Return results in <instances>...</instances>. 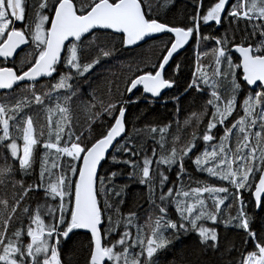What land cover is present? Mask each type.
Segmentation results:
<instances>
[{"label":"snow or ice","instance_id":"1","mask_svg":"<svg viewBox=\"0 0 264 264\" xmlns=\"http://www.w3.org/2000/svg\"><path fill=\"white\" fill-rule=\"evenodd\" d=\"M175 3L0 0V58L12 61L0 67V264H71L61 245L76 230L90 234L85 264H159L182 234L196 247L168 264H264V234L251 228L243 196L264 205V0H192L169 23ZM224 21L235 28L201 34L202 22ZM156 34L168 38L154 62L130 60L119 75L105 69L103 95L92 87L84 98L80 83L92 71ZM191 40L184 91L207 97L199 110L181 121L172 97L175 119L129 129L127 106L173 87L164 70ZM105 160L144 186L142 200L125 209L128 185L115 183L125 173H101ZM186 160L213 182L193 180ZM220 224L242 231L252 250L225 259L239 249L221 244Z\"/></svg>","mask_w":264,"mask_h":264},{"label":"trees","instance_id":"2","mask_svg":"<svg viewBox=\"0 0 264 264\" xmlns=\"http://www.w3.org/2000/svg\"><path fill=\"white\" fill-rule=\"evenodd\" d=\"M204 3L207 5L208 0H204ZM192 7V0H176L175 6L167 10V15L164 16V19L169 23H176L182 18L180 14L182 12L190 11ZM224 22L221 25H216L214 22H208L207 24L202 22L200 25L201 34H208L210 36L221 35L220 33H223L225 31ZM241 25H243V23H241ZM226 28L231 31L235 28V26L233 25L230 28L228 25ZM167 38L168 37L166 35H162L160 37L154 38L153 40H148L146 44L141 45L140 47H129L127 49H121L114 59L107 60L100 67L91 72L89 77L91 83H88L87 80L81 81L80 87L82 93L84 94V98L87 99V93L92 87H95L97 89L98 97L103 95L106 87L103 81L105 79H111V76L103 75L105 69L109 73H115L119 75L126 71V62L130 60L135 61L138 59L150 58L154 62L156 54L159 52V49L163 46V42L167 40ZM205 45L208 48H211L213 46L212 42L201 41V49H204ZM195 48L196 42L195 40H193L187 48H185L181 53L174 57V59L166 69L165 77L169 79H175V84L165 93L162 98L155 99L152 103H148V99H151V97L146 94L148 99L141 97V99L137 100L136 103H132L127 106L126 117L130 122H132L128 125L129 129H131L133 123L137 128H144L145 125L163 124L167 123L169 120L175 119L174 113L177 105L172 100V97L179 98V108L181 109L179 119L181 121H183V118L186 115V110H199L200 103L207 97L195 96V94L191 92L189 94H185L184 91L189 80L191 79V72L195 66ZM237 56L238 55L233 53L234 62ZM17 60H19V56L17 57ZM177 62L180 63L181 67L179 72L174 73L173 69ZM122 63L125 64V67L121 66ZM5 66H12V61H0V67ZM45 80H42L41 83H44ZM139 95L140 92H136L133 99H135V97ZM194 98L196 101L195 108L192 107ZM41 122H43V120H41ZM190 131L191 129H187L185 131V136H187V133ZM147 143L150 146L152 144L151 139H149ZM200 147H203L202 142L200 143ZM185 166L188 169V172L193 180L207 179L209 182H213L214 178L208 177L206 173L195 171V166L191 163V161L186 160ZM121 170H123L125 175L119 176L115 180V183L118 186L128 185L126 189V204L124 205L125 209H127L129 203H131L134 199H143V194L145 192L144 186L140 185L135 180L128 179L126 176L128 169L123 165H113L110 160H105L103 161L102 167L100 168L101 173H104L106 171ZM169 176L170 179H174L175 170L169 173ZM185 181L187 182V178H185ZM243 196L245 199L246 211L252 218V223L250 225L251 228L255 232H257L258 235L264 234V205L257 209L255 206L254 197H251L246 191L243 193ZM35 203L36 201H33V204ZM143 206L146 208L147 204L144 203ZM217 230L220 233L222 245L226 241L235 242L237 249H239V251L233 252L230 257H226L225 259H240V256L242 254H246V252L244 251L245 248H247V250L249 251L252 250L251 243L246 246L240 243L241 239L243 238L242 231H238L232 227L225 228L223 224H220ZM89 236V233L76 230L71 235L70 239H68L61 245L62 255L68 256L71 264H85ZM195 247V236L193 234H182L178 242H174L172 247L168 248L166 251L160 254V256L158 257L159 264H168V261H171L174 256H177L178 254H186Z\"/></svg>","mask_w":264,"mask_h":264},{"label":"water","instance_id":"3","mask_svg":"<svg viewBox=\"0 0 264 264\" xmlns=\"http://www.w3.org/2000/svg\"><path fill=\"white\" fill-rule=\"evenodd\" d=\"M160 36H162V35H160V34H156L155 35V38H157V37H160ZM192 41L193 40H191L190 42H189V44L188 45H186L182 50H179V53H181L185 48H187L191 43H192ZM130 48H134V47H130ZM233 53H235V51L233 50ZM236 55H239L238 53H235ZM175 56H177V55H175ZM174 56V57H175ZM1 60H3L2 58H0V61ZM9 61H11V60H9ZM172 62V60L169 62V65H170V63ZM9 67V66H8ZM168 68V66H166V68H165V70H164V75H165V71H166V69ZM259 85V82H257V85L256 86H253V87H257ZM170 89V88H169ZM169 89H162L161 90V95L159 96V98L158 99H160V98H162L164 95H165V93L169 90ZM4 90H0V93H2ZM134 94H135V90H134ZM134 94H129V96H131V98H133L134 97ZM148 96H150V94H147ZM151 97V96H150ZM103 163V162H102ZM79 231H83V232H86L87 233V231L86 230H79Z\"/></svg>","mask_w":264,"mask_h":264},{"label":"rangeland","instance_id":"4","mask_svg":"<svg viewBox=\"0 0 264 264\" xmlns=\"http://www.w3.org/2000/svg\"><path fill=\"white\" fill-rule=\"evenodd\" d=\"M228 25H229L228 22L225 21V22H224V29H226V27H227ZM243 27H244V26L240 24V28L243 29ZM220 34H222V32H221Z\"/></svg>","mask_w":264,"mask_h":264},{"label":"flooded vegetation","instance_id":"5","mask_svg":"<svg viewBox=\"0 0 264 264\" xmlns=\"http://www.w3.org/2000/svg\"><path fill=\"white\" fill-rule=\"evenodd\" d=\"M18 27L20 26L19 24L17 25ZM2 61V60H1ZM46 79V78H45ZM142 90V89H141ZM135 94H136V92H135ZM135 94H134V96H135Z\"/></svg>","mask_w":264,"mask_h":264}]
</instances>
